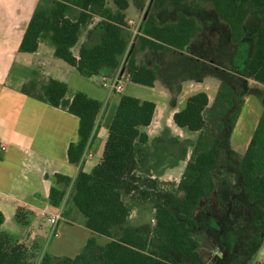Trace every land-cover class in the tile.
Wrapping results in <instances>:
<instances>
[{"label":"trees","instance_id":"1","mask_svg":"<svg viewBox=\"0 0 264 264\" xmlns=\"http://www.w3.org/2000/svg\"><path fill=\"white\" fill-rule=\"evenodd\" d=\"M116 9L107 0H49L39 2L20 45L22 52H35L40 39L48 37L55 55L87 77L99 74L103 69L115 71L125 67L129 79L137 84L153 87L159 77V66H149L138 60L141 50H184L202 30L195 16L180 14L176 22L160 23L148 13L142 18L139 33L134 37L127 25L125 11L130 0H113ZM167 1L153 0L156 8ZM212 2L219 16L229 25L232 41L241 42L247 35L245 23L252 10H260L262 26L254 39V48L245 67V75L264 85V0H202ZM104 19L105 29L96 37L85 40L77 57L72 48L78 43L83 29L95 16ZM21 91L27 95L66 109L80 119L79 138L69 146L71 163L80 166L74 180L55 174L56 182L71 186V201L85 217V226L96 234L112 238L100 253L96 239L90 238L86 249L74 257L53 261L49 255L42 257L41 264H194L201 262L200 239L191 228L197 226L195 212L203 197L209 198L217 190L222 205L232 199L234 180L215 176L224 140L208 131L206 111L216 118L217 129L224 130L223 121L236 105V90L227 81L218 87L214 101L210 103L206 91L191 94L185 106L173 115L181 128L199 132L186 168L178 184L167 189L164 182L150 171L145 176L140 164L145 157L144 144L149 135L144 129L153 121L157 104L153 100L122 94L109 127L102 161L91 172L82 168L83 156L94 135L97 119L103 110V102L89 97L84 92L66 99L68 84L56 78L39 79L37 72L23 84ZM241 108L231 114L234 129ZM231 155L238 153L231 147ZM187 152L184 150V155ZM240 157L239 174L244 189L252 202L264 209V117H261L249 146ZM153 189H142V187ZM139 193L144 200L152 193L156 202L155 225L147 232L122 225L127 221L132 205L125 199ZM183 192V196L179 195ZM66 189L53 185L51 203L61 206L66 199ZM4 215L0 212V264H36L33 255L24 243L14 235L1 232ZM122 225L121 234L114 238V229ZM95 255H90L92 252Z\"/></svg>","mask_w":264,"mask_h":264},{"label":"crops","instance_id":"2","mask_svg":"<svg viewBox=\"0 0 264 264\" xmlns=\"http://www.w3.org/2000/svg\"><path fill=\"white\" fill-rule=\"evenodd\" d=\"M44 1L49 0H0V212L4 215L1 232L14 235L26 246H29L33 240L39 241L44 247V253L49 250L56 257V261H58L63 257H74L83 252L86 249L88 240L92 237L96 239L98 245L97 253H100L105 244L112 238L96 234L87 228L84 224L85 217L81 212L80 220L74 219V215L78 211H70V214L68 213L70 216H67V213H63V206L67 202L66 199L61 206H54L51 203L50 192L53 185L60 189H67L72 186V184L67 186L64 182L57 183L54 177L55 174L59 173L74 180L79 172L80 166L70 162L68 150L70 144L76 142L79 138L80 119L66 109L55 107L48 102L23 93L21 91L23 84L29 81L34 72H37L39 79L43 81L49 78H56L66 82L68 84L66 99L68 100H72L75 93L84 92L89 97L103 102L104 107L98 116L94 135L83 156L82 168L86 172H91L103 159L110 123L122 94L153 100L157 104L153 121L144 128L149 135V141L143 145L146 160V158H149V148L153 140L158 139L163 134V131L170 127L171 120L174 122V113L182 109L186 104L189 91L187 88L184 91V84H189L191 91H196L194 89L201 87L205 80V72H210V70L209 68L206 71L203 70V64L206 65L207 61L191 49L193 43L198 42L203 31V26L199 22L202 30L198 32L184 50L154 51L145 49L139 51L138 60L140 62L149 66H159V77L155 86L150 87V92H145L146 89L138 87L137 83L132 82L128 74L124 72V92L122 94L116 93L109 86L103 84V78H110L115 74L121 76L123 68L115 71L103 69L97 75L84 76L75 66L55 55V48L48 37L40 39L39 47L35 52L20 51L21 42L34 10L39 2ZM142 1L144 4L142 6L143 9L147 0ZM190 1L186 0L183 3L189 2L191 4ZM113 2L111 3L107 0L108 5L116 9ZM147 2L153 4V0H148ZM193 2L195 1L193 0ZM171 6L177 13L176 6L172 1H167L162 7L157 9L163 11ZM126 18L127 20L132 19L127 16V13ZM159 22L165 23L161 22V20ZM104 29V19L95 15L83 29L78 43L72 48L74 54L78 57L82 43L91 37L98 36ZM164 56L173 59L186 56L191 59L188 62L195 61V71L190 76L183 72H178V74L173 72L174 74L168 78L166 77V80H161V77L163 79L164 68L159 59ZM242 77L243 79H249L245 75V71L241 74ZM225 80L228 81L227 79ZM128 82L132 84L127 85ZM160 82L162 83L161 88L157 87ZM176 86L179 89L178 93H176L177 96L180 93H186L185 99L182 101L177 100V97L175 98L174 96V87ZM208 95L210 103H212V96L209 93ZM242 115L243 113L241 112L237 124ZM156 122L160 125L158 129H154ZM258 123H256L255 129ZM252 136L253 134L248 136L245 146H243L245 148L241 151L237 149L231 135L232 149L238 153L235 157L245 153ZM186 152L185 157H181V166L184 170L191 155H189V151L186 150ZM90 154L92 155L90 156ZM220 162L219 157V167L215 171V176L226 178L225 175L229 171L224 168L220 169ZM141 164L140 167L142 166ZM161 165L160 169H154L148 159L147 168L149 170L147 171L152 172L155 177L161 180H167L164 174L172 172L174 166L168 163H162ZM180 179L177 180L176 184L179 183ZM241 182L238 172V179L234 181L232 199L225 205L220 203L217 190L209 198L203 197L201 199L200 208L195 212L198 224L191 228L194 235L200 239L201 262L198 264H220L214 261V256L218 252H223L220 246L222 242L212 235V226L216 216H220L221 213L225 212L222 218L226 216L228 217L227 219L236 217L234 215L235 204L240 206L241 210L246 209L244 202L239 201V196L243 194L241 187H244L243 182ZM179 195L183 196V192H179ZM250 202H252L251 199ZM253 210L264 216V212L259 209L253 207ZM154 212L156 213L155 208ZM44 213L47 216L52 214L61 216L58 226L60 235L57 237L53 236L50 240L49 236H52L53 227L48 224L43 215ZM229 214L230 216H228ZM131 217L132 213L127 221ZM63 220H67L68 223H63ZM127 221L122 225L130 226L127 225ZM63 224H67V226ZM122 225L115 227L114 238L120 236ZM118 227L121 228L119 231H117ZM130 227L139 231L136 227ZM260 253L264 256V245ZM221 262V264H229L226 258L222 259ZM185 264L194 263L188 261ZM257 264H264V261Z\"/></svg>","mask_w":264,"mask_h":264},{"label":"rangeland","instance_id":"3","mask_svg":"<svg viewBox=\"0 0 264 264\" xmlns=\"http://www.w3.org/2000/svg\"><path fill=\"white\" fill-rule=\"evenodd\" d=\"M109 1L111 3L113 2V0ZM194 1L195 2L191 0V4L189 2H186L188 4L185 2H174L177 12L175 13L173 6L166 10L159 11L153 4L145 2V7L142 9L144 5L142 0H130V7L127 9L126 13L129 18L134 19L137 23H140L142 18L148 13L154 14L161 22H176L179 14L185 13L195 16L203 26V31L200 34L198 42L193 43L191 49L207 61L206 65L203 64V70L206 71V69L209 68L210 72H205V80L201 84V87H196L194 90H205L207 93L211 94L213 102L220 83L227 79V82L232 84L237 92L235 108L229 112L226 117L219 120L223 121L225 125L223 131L217 129L218 120L211 117V109L209 108L205 113L208 120L209 133L215 136H222L224 140V147L220 152V169H228L229 173H226V178L228 177L229 179L231 178L237 181L240 157L231 155L229 148H232L230 142L231 135L237 149L243 151V148H245L243 146H245L248 136L253 134L256 123L259 122L261 117H264V85L254 82L252 79L241 78V74L245 71L247 61L253 49L254 39L262 26L263 15L260 10H252L245 23L246 37L241 42L235 43L232 41L229 25L219 16L212 2L202 0ZM159 60L163 65L161 66L164 68L163 72L165 75H162L163 79L161 77V80H166L175 72H177V74L178 72H183L190 76V74L195 71L194 69L196 67L195 61L192 60L188 62L191 59L186 56L176 57L175 59L164 56ZM124 72L125 67L121 70V75L124 74ZM131 84L132 83L128 82L127 85ZM137 85L138 87L146 89L145 92H150V87L140 84ZM161 86V82L157 84V87L161 88ZM186 88L189 91L187 97L193 94V92H196L191 91L192 89H190L187 83L184 84V91H186ZM174 89V96L175 98L177 97V100L179 99L182 101L185 99V92L177 96L176 93H178L179 90L178 86L174 87ZM239 108H241L243 115L233 132L231 114ZM169 125L170 127L165 129L158 139L154 138L155 140H153L149 148L148 159L152 163L154 169H160L162 163H168L174 166L172 172L164 174L167 180H162L164 182L163 187L173 189V183H177V180L181 178L184 171L181 166V157H185L184 150L189 151V155L191 154L196 139L199 136V132H190L187 129H181L173 120H171ZM159 127V123L156 122L154 124V129H158ZM148 159L146 158L145 160L144 157L141 164V172L145 176L148 175L147 170H149V168H147ZM150 173L155 176L152 172ZM142 189H149V191L153 192V189L145 186L142 187ZM241 189L243 190V194L239 196V201L244 202L246 209L241 210V207L235 204L234 215H236V217H229V219H227L228 217L226 216L222 218L225 212L221 213L220 216H216L212 226V235L223 243L220 244L223 252H218L214 256V261L220 264L222 263L221 260L224 258H226L229 264H257L258 262L264 261V256L260 253L264 245V216L255 212L253 207L262 212H264V209L254 202H250V198L244 187H241ZM67 190L68 197L66 198V205L63 206V213H67L68 216L70 211H78L79 213L77 212V214L74 215V219L80 220V210L71 201V187L67 188L66 191ZM151 195L152 196L148 197L146 200L137 192L134 194V198L130 196L125 197L132 205V217L127 221V225L136 227L141 232H147L148 228H152L156 198H154L153 193ZM228 216H230V214ZM62 222L68 223L67 220H63ZM63 225L67 226V224ZM119 229L121 228L118 227L117 231H119ZM53 236L54 235L49 236V240L52 239ZM27 247L29 252L33 255L36 264H41L42 257H44L45 254L51 256L52 263L56 261V257L50 253L49 250L44 253L43 245L37 240H33ZM95 250L97 252V248ZM90 255L94 256L95 252L93 251ZM86 264L95 263L93 260L88 259L86 260Z\"/></svg>","mask_w":264,"mask_h":264},{"label":"built area","instance_id":"4","mask_svg":"<svg viewBox=\"0 0 264 264\" xmlns=\"http://www.w3.org/2000/svg\"><path fill=\"white\" fill-rule=\"evenodd\" d=\"M140 24L141 22L137 23V21H135L134 19L127 20V25L129 29L131 30L133 37L139 33ZM123 80H124L123 74L121 76L118 74H115L110 78L104 77L103 84L105 86H109L111 90L115 91L116 93L122 94L125 89ZM91 155L92 154H90V156ZM43 215L46 218L48 224L53 227L52 235H54L55 237L59 236L60 231H59L58 226H59V220L61 216L59 214H52V215L47 216L45 213ZM155 223H156V219L154 217L153 225H155Z\"/></svg>","mask_w":264,"mask_h":264}]
</instances>
